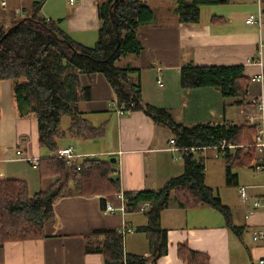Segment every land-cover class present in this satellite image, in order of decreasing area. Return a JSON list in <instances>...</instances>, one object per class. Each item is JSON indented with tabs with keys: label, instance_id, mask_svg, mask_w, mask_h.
<instances>
[{
	"label": "crops",
	"instance_id": "obj_1",
	"mask_svg": "<svg viewBox=\"0 0 264 264\" xmlns=\"http://www.w3.org/2000/svg\"><path fill=\"white\" fill-rule=\"evenodd\" d=\"M105 1L0 0V28L35 13L59 22L76 42L93 46L102 24L98 4ZM141 1L153 12V19L137 29L143 48L138 54L122 56L116 64L134 68L128 75L139 84L143 102L165 109L173 121L184 126L232 123L255 129L256 123L264 122V80L257 79L264 75V18L260 25L245 23L248 13L258 9L254 0L205 1L196 21L180 20L178 0ZM189 64L242 65L245 96L223 97L211 86L182 88L180 68ZM78 82L90 91L88 99L78 101L81 123L102 132L95 137H86L82 128L69 132L72 120L68 116V124L60 126L65 135L56 144L58 149L73 148L75 164L88 157L114 158L110 163L114 164L113 175L119 178L120 193L157 190L183 173L182 149L170 143L172 131L165 124L156 123L142 110L118 114L114 92L102 73L81 72ZM10 87V80H0V178L24 180L33 195L52 185L58 176L39 174L38 160L51 154L38 142L37 120L14 115ZM190 151L204 164L205 184L229 207L235 229L226 226L215 208L205 204L186 208L172 194L160 216L167 250L154 263L148 260L144 264H187L178 256L179 244L206 255L207 264H257L264 258V241L252 240L255 231L264 228V208L253 207V200L264 192V177L255 168L259 155L256 153L248 165L232 168L238 185L230 187L225 183L224 150L209 146ZM242 186L248 195L245 200L239 195ZM70 187L72 192L54 202V217L45 226V237L0 244V264H103L100 253L85 252L84 237L96 229L118 230L124 225L135 229L124 233V251L148 257L149 244L141 230L148 218L144 212L123 214L118 193L83 194L76 185ZM105 203L116 210L105 212Z\"/></svg>",
	"mask_w": 264,
	"mask_h": 264
},
{
	"label": "trees",
	"instance_id": "obj_2",
	"mask_svg": "<svg viewBox=\"0 0 264 264\" xmlns=\"http://www.w3.org/2000/svg\"><path fill=\"white\" fill-rule=\"evenodd\" d=\"M209 0H178L180 20L196 21L199 6ZM102 21L98 39L93 46L73 40L59 22L35 16L19 18L7 28H0V80H10L14 115L37 120L38 142L51 156L41 158L37 168L41 176H58L46 189L29 195L27 184L20 179L0 178V244L12 240L45 237V226L53 220L54 202L72 192L70 184L79 193H119L118 176L113 175L109 159L84 158L77 164H68L56 156V141L65 133L60 130L61 117H71L70 131L85 130L86 137L101 134V128L84 127L78 112V101L88 99L90 91L80 87L78 74L102 73L114 92L116 108L142 110L156 123L165 124L173 135V143L182 149L183 173L169 178L162 188L123 192L125 210L131 212L141 203L145 210L146 225L141 229L148 241V257L124 251V235L114 229H96L84 237L86 253H100L103 264L154 263L167 250L166 230L161 227V212L169 206L175 194L183 207L207 205L218 210L225 224L231 223L228 206L224 205L212 187L204 182V164L190 148L218 146L222 141L236 145L231 151L224 149L225 183L238 185L234 166L250 164L256 154L252 145L255 129L251 126L195 124L184 126L173 121L168 111L146 104L141 99L139 84L129 77L132 67H119L116 62L125 55L138 54L142 48L137 29L153 19L150 7L141 0H107L98 4ZM242 65L197 66L180 68L182 88L211 86L223 97H244ZM133 107H130V104ZM81 126V127H80ZM248 144L246 148L239 145ZM177 253L187 264H207V256L179 244Z\"/></svg>",
	"mask_w": 264,
	"mask_h": 264
},
{
	"label": "built area",
	"instance_id": "obj_3",
	"mask_svg": "<svg viewBox=\"0 0 264 264\" xmlns=\"http://www.w3.org/2000/svg\"><path fill=\"white\" fill-rule=\"evenodd\" d=\"M72 1V0H71ZM254 2L257 4L258 9L254 13H248V15L245 18V23L247 24H257L260 25L262 23V20L264 18V9L262 8V0H254ZM258 80L263 81L264 75H260L257 77ZM260 105L259 108H261L262 103H258ZM130 107H133V104H130ZM117 113L120 115H127L131 111L130 109H124V108H116ZM170 143L173 144V140L170 141ZM252 145L255 148L256 153L259 155V161L256 164L255 168L263 175L264 177V122H258L255 124V134L252 138ZM220 150H224L225 148H233L234 145L230 143H226L225 141H222L218 146ZM194 148H190V150H193ZM76 152H74L73 148L71 146L59 148L57 150L56 156L59 158H63L68 164L73 162V160L76 158ZM79 164H77V169H79ZM264 188V183H263ZM239 195L242 199H246L248 197L245 186H242L239 188ZM118 196L122 200V205L120 206L119 210L124 214L126 212L125 210V203L126 198L124 197L123 193H118ZM148 207V203H141L136 210L140 212H145V210ZM253 207L255 208H264V192L260 198H256L253 200ZM105 212L112 213L116 210L115 207H113L109 203H105V206L103 208ZM120 234L124 235V233H131L134 232L135 229L129 225H124L120 229L117 230ZM253 241H264V228L258 229L255 231V233L252 236ZM257 264H264V258H260L257 262Z\"/></svg>",
	"mask_w": 264,
	"mask_h": 264
},
{
	"label": "rangeland",
	"instance_id": "obj_4",
	"mask_svg": "<svg viewBox=\"0 0 264 264\" xmlns=\"http://www.w3.org/2000/svg\"><path fill=\"white\" fill-rule=\"evenodd\" d=\"M67 119H68V116H66V114H65V116H62V122H61V125H60L61 127H64V126H66V124H68V123H67ZM75 148H76V149H75L76 151L79 150V147H78V146L75 147ZM77 152H78V151H77ZM142 213H143V212H142Z\"/></svg>",
	"mask_w": 264,
	"mask_h": 264
},
{
	"label": "water",
	"instance_id": "obj_5",
	"mask_svg": "<svg viewBox=\"0 0 264 264\" xmlns=\"http://www.w3.org/2000/svg\"><path fill=\"white\" fill-rule=\"evenodd\" d=\"M110 161L113 162L114 161V158H111Z\"/></svg>",
	"mask_w": 264,
	"mask_h": 264
}]
</instances>
